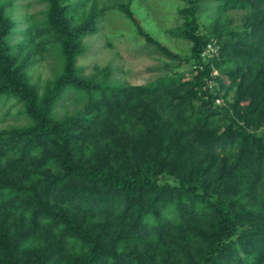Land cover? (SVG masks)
<instances>
[{
  "label": "trees",
  "instance_id": "1",
  "mask_svg": "<svg viewBox=\"0 0 264 264\" xmlns=\"http://www.w3.org/2000/svg\"><path fill=\"white\" fill-rule=\"evenodd\" d=\"M45 1V20L19 33L0 0V100L26 119L0 127V264H264V0H213L220 17L244 15L212 32L207 0H182L171 34L190 43L187 70L144 86L75 67L99 0ZM46 42L62 72L40 85Z\"/></svg>",
  "mask_w": 264,
  "mask_h": 264
},
{
  "label": "rangeland",
  "instance_id": "2",
  "mask_svg": "<svg viewBox=\"0 0 264 264\" xmlns=\"http://www.w3.org/2000/svg\"><path fill=\"white\" fill-rule=\"evenodd\" d=\"M10 1L13 7L7 10H11L14 18L18 19L19 33L29 29L31 21H44V14L49 10V3L45 0ZM114 1L99 0L98 9L106 11L98 22V30L89 32L79 40L80 45L85 49L77 55L75 67L80 70L83 78L97 82L107 79V82L120 86H144L159 78L170 76L172 72H184L187 68L184 57L189 51L190 43L177 39L171 34L172 30L178 28L183 22L180 14L182 0H117L119 3L130 5L131 11L135 14L133 20L128 18L124 11L117 9L118 7L112 4ZM72 2L76 4L77 0ZM218 5L219 3L213 0L205 2L203 9L207 20L204 18L202 21L203 29L212 32L213 29L210 31L209 28H212L219 18L221 22L227 23L222 28L221 25L219 26L223 31L226 28L231 29L242 25L244 12L230 10L220 17ZM27 17H31L30 22ZM136 22H139L153 40L169 48L178 58L171 59L153 44L147 43L135 29ZM19 33L12 43L25 40V37ZM216 40L212 39V43L218 42ZM35 41L36 45L42 43L39 38ZM58 47V43L46 42L45 51L38 55V59L43 57L42 61L34 65L30 71L32 82L37 81L43 85L47 79L52 80L56 73L62 72L63 63L56 52ZM212 49H214L213 46L210 50ZM217 74V71L213 73V75ZM224 82L229 85L227 77L224 78ZM210 84L211 87L216 85L218 87V83L210 81ZM19 109L21 105L14 100H8V102L0 100V127L11 124L23 125L26 119L17 117Z\"/></svg>",
  "mask_w": 264,
  "mask_h": 264
},
{
  "label": "clouds",
  "instance_id": "3",
  "mask_svg": "<svg viewBox=\"0 0 264 264\" xmlns=\"http://www.w3.org/2000/svg\"><path fill=\"white\" fill-rule=\"evenodd\" d=\"M217 101H219V103H221V101H220V100H217ZM217 101H216V102H217ZM217 103H218V102H217ZM219 103H218V104H219Z\"/></svg>",
  "mask_w": 264,
  "mask_h": 264
},
{
  "label": "built area",
  "instance_id": "4",
  "mask_svg": "<svg viewBox=\"0 0 264 264\" xmlns=\"http://www.w3.org/2000/svg\"><path fill=\"white\" fill-rule=\"evenodd\" d=\"M219 103V101H217Z\"/></svg>",
  "mask_w": 264,
  "mask_h": 264
}]
</instances>
